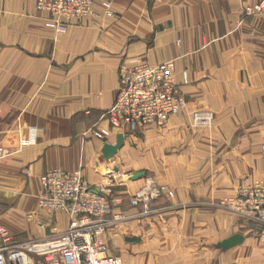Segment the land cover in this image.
<instances>
[{
	"label": "crops",
	"instance_id": "0c3cea01",
	"mask_svg": "<svg viewBox=\"0 0 264 264\" xmlns=\"http://www.w3.org/2000/svg\"><path fill=\"white\" fill-rule=\"evenodd\" d=\"M260 1L95 0L97 16L73 19L59 33L37 0H0V226L12 240H44L68 228L65 212L39 204L41 176L51 169L80 171L96 188L113 184L111 196L123 200L115 212L127 214L138 211L130 198L156 172L173 190L159 202L179 208L158 212L141 244L126 243L125 264H263L249 235L261 227L198 207L245 179H264V16L243 15ZM167 61L176 64L188 111L162 126L96 138L93 129L115 130L106 114L120 65ZM205 103L215 109L211 131L192 124L190 110ZM119 133L124 145L106 158L104 145ZM141 169L146 175L132 180ZM115 172L130 173V181L115 184ZM232 234L241 240L220 244Z\"/></svg>",
	"mask_w": 264,
	"mask_h": 264
},
{
	"label": "built area",
	"instance_id": "2783aa9c",
	"mask_svg": "<svg viewBox=\"0 0 264 264\" xmlns=\"http://www.w3.org/2000/svg\"><path fill=\"white\" fill-rule=\"evenodd\" d=\"M107 15L113 14L111 3H103ZM37 10L48 15L47 27L59 33L68 30L73 19L97 16L95 0H37ZM243 15H264V0L245 6ZM187 71L182 83L189 84ZM188 104L176 77V64L167 61L157 65L148 62L123 63L119 68V89L116 100L106 117L119 131H136L145 125H163L169 117ZM214 112L198 108L192 113L195 127H210ZM92 133L106 139L110 130L101 128ZM264 154V144L262 145ZM5 150L0 147V158ZM43 187L39 198L41 207L63 211L69 217L64 231H54L44 240L14 242L4 226H0V264H124L117 255L105 254L101 235L110 228H118L124 214L114 208L122 204L111 196L113 184L106 189L96 188L84 181L80 171L51 169L41 176ZM163 192L154 180L149 181L131 200L132 205H148ZM228 209L248 220L255 227L264 228V179H245L230 195L220 201Z\"/></svg>",
	"mask_w": 264,
	"mask_h": 264
},
{
	"label": "rangeland",
	"instance_id": "374dc122",
	"mask_svg": "<svg viewBox=\"0 0 264 264\" xmlns=\"http://www.w3.org/2000/svg\"><path fill=\"white\" fill-rule=\"evenodd\" d=\"M104 2L105 1H103V3ZM111 8H112V5H111ZM112 12H113V10H112ZM105 13H106V9H105ZM113 14L111 16H109L106 13V16L107 17H112ZM258 16L260 17V16H264V15H258ZM202 108H206V109L211 110L212 112H214L213 111L214 108L211 105L210 106L207 105L206 103L203 104ZM187 109H188V104H187V106L184 109L179 110L176 113H181L183 111L184 112L188 111ZM194 110H196V109H194ZM194 110H190L191 111L190 112L191 118H192V113H193ZM176 113H174V114H176ZM214 115H215V122H216V114H215V112H214ZM215 122L210 127H200V128L197 127V129L198 130H202V131H211L214 128L215 124H216ZM105 129H107V128H105ZM93 130H95V129H93ZM96 130H98V129H96ZM107 130H109V129H107ZM110 131L112 132V135L108 136V137H114V138H115V134L117 132H119V130L117 128H115L114 131H112V130H110ZM96 138H98V137H96ZM98 139H100V138H98ZM100 140H105V139H100ZM202 141H205V140L199 138V143H201ZM140 171H146V170L145 169H141ZM118 173L119 172H115L114 173L115 177L113 178V180H115V184H116V182L119 183L120 181H130V173H128V172H126V173L123 172L121 174H118ZM150 175H152L153 178L147 179L146 184L149 181L154 180L160 187L163 188V192L159 196H157L155 199L150 201V203L147 206L144 205V204L139 205V206H134V205H132L131 200H132V198L135 195L132 198H130V206L132 208H139L138 211H137L138 213L135 212L134 214H127V213L119 212V213L124 214V218L121 220V222L119 224V227L118 228H110V229H108L100 237V241L105 245V254L120 256L123 259V261H124L125 258H124L123 254H125L126 243L141 244L143 242V240H147L148 239V235L147 234L143 235V228H148L149 226L150 227L158 226V218H157L158 212H161V211H164V210H169V209L173 210V209H178L179 208V205H176V207H175L171 203L168 204V203L159 202V198L163 197L164 195L172 196L173 190L171 189L169 184H167V183L165 184V183L159 182V180H158V178L156 176V172H154V173L151 172ZM236 189L237 188L232 189L228 193H223V194H221L219 196H216L212 200L198 202V207L199 208H208V209L214 210V211L221 210V211L228 212L231 215L234 214L235 216H237V217L241 218L243 221H245L247 226H250L249 224H251V223L248 220H246L245 218H242V217L238 216L234 212H232V211H230L228 209L222 208L220 206V201L222 200V198L232 195L236 191ZM122 204H123V200H122ZM121 205H119V206H121ZM114 210H115V208H114ZM236 233L237 232H235L234 234H236ZM249 235L253 236L255 238L254 240H255L256 244L262 250L261 251V255H262L261 258H264V228H263V230L261 232H259L258 230L253 229L252 233H250ZM232 236H233V234L231 236L225 238L223 241H221L220 244L223 245V246H228V243H229L228 240ZM14 242H21V241H14ZM124 264H125V262H124ZM263 264H264V262H263Z\"/></svg>",
	"mask_w": 264,
	"mask_h": 264
},
{
	"label": "water",
	"instance_id": "95a60500",
	"mask_svg": "<svg viewBox=\"0 0 264 264\" xmlns=\"http://www.w3.org/2000/svg\"><path fill=\"white\" fill-rule=\"evenodd\" d=\"M125 136L123 133H119L117 136V142L115 144L106 143L103 147V154L106 158H114L118 151L122 148L124 145ZM146 175V171H139L136 172L133 176H131L132 180H137L143 176ZM241 235H235L231 238V243H237L241 240Z\"/></svg>",
	"mask_w": 264,
	"mask_h": 264
}]
</instances>
